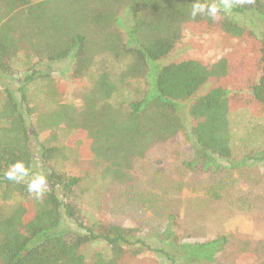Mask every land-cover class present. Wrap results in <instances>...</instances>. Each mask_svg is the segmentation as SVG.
<instances>
[{"label": "trees", "instance_id": "16d2710c", "mask_svg": "<svg viewBox=\"0 0 264 264\" xmlns=\"http://www.w3.org/2000/svg\"><path fill=\"white\" fill-rule=\"evenodd\" d=\"M197 2L212 3L0 0V200L16 199L11 208L0 210V264H119L124 255L137 257L146 252L168 264H215L227 237L218 235L202 243L179 240L173 213L167 215L155 244L138 228L103 215L86 218L78 194L81 178L51 164L62 157L60 146L41 143V171L33 168L37 162L32 138L39 132L27 124L31 111L28 85L47 75L36 67L70 58L71 74L79 76L97 57L108 56L124 63L119 78H111L105 60L101 61L81 110L59 105L48 115L46 125L64 124L79 130L81 153L104 164L102 176L126 181L133 159L178 134L193 138L195 155L183 162L193 173H216L223 161L237 168L246 159L264 160V152L234 160L230 127V117L242 108L264 119V38L254 29V17L264 25V0H228L231 11L218 5L221 11L215 20L207 14L193 18L190 13ZM247 15L249 24L243 19ZM127 16L126 26L123 18ZM215 29L239 38L250 52L210 65L195 59L160 62L185 30L204 34ZM19 58L25 67L16 97L1 76L11 79L17 75ZM126 78L139 79L143 86L137 98L115 104L112 99L126 87ZM211 78L216 84L198 94ZM187 101L184 115L182 106ZM17 160L24 162L33 177H46L48 187L42 199L29 194V181L4 179V172Z\"/></svg>", "mask_w": 264, "mask_h": 264}, {"label": "rangeland", "instance_id": "374dc122", "mask_svg": "<svg viewBox=\"0 0 264 264\" xmlns=\"http://www.w3.org/2000/svg\"><path fill=\"white\" fill-rule=\"evenodd\" d=\"M209 1L215 2L226 12L231 11V6L225 7L228 0ZM249 16L243 17L247 24L250 22ZM254 19L256 34L264 38V25L259 19ZM123 24H129L128 16L123 18ZM249 52L242 40L221 30L204 34L185 30L175 47L160 62L195 59L210 65L220 58L234 60ZM96 59L79 76H72L70 58L36 67L47 75L33 80L27 91L31 110L27 124L39 132L32 138L37 162L33 168L41 171L38 162L41 143L60 146L62 157L51 164L59 171L81 178L78 194L86 218L93 220L103 215L113 222L138 228L148 242L155 244L157 235L165 227L167 215L173 213L178 222V228L174 226V230L179 240L202 243L218 235L227 237L226 247L216 256L215 264H264V160L246 159L237 168H231L233 166L229 162L223 161L216 173H193L183 165L195 155L193 138L191 134L189 137L178 134L166 142L151 145L143 156L130 163L128 179L115 181L101 175L104 164L82 155L79 130L64 124L46 127L48 115L59 105L70 104L74 110H81L101 61L105 60L111 78H119L124 68L123 62L114 61L108 56ZM23 63L21 58L16 61V67L21 71L11 79L1 76V82L16 97L20 96L17 86L24 73ZM246 78L244 76L242 79L245 83ZM215 84V78H211L197 93L201 94ZM123 85L126 87L120 88L112 99L115 104L137 98V92L143 86L139 79L134 78H126ZM2 90L0 87V102ZM188 102L182 106L184 115ZM230 127L234 160L239 161L246 154L261 156L264 152L263 118L258 115L254 117L248 109H238L230 117ZM32 177L29 174L22 180L28 182ZM15 201L0 200V210L11 208ZM162 241L165 243L167 240ZM119 264L168 263L154 253L146 252L137 257L124 255Z\"/></svg>", "mask_w": 264, "mask_h": 264}, {"label": "clouds", "instance_id": "9594fccd", "mask_svg": "<svg viewBox=\"0 0 264 264\" xmlns=\"http://www.w3.org/2000/svg\"><path fill=\"white\" fill-rule=\"evenodd\" d=\"M225 7H230L225 3ZM221 9L215 2L212 3H194L190 15L195 18L199 14H207L212 19H216ZM29 175V170L21 160L15 161L3 174L4 179L8 181H20ZM47 179L44 175L34 176L27 185L29 194H34L35 199L40 200L47 190Z\"/></svg>", "mask_w": 264, "mask_h": 264}]
</instances>
